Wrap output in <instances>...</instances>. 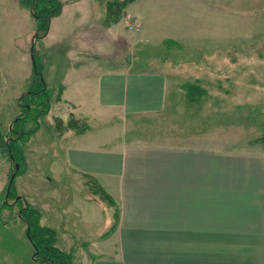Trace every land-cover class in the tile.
Segmentation results:
<instances>
[{
	"label": "rangeland",
	"instance_id": "374dc122",
	"mask_svg": "<svg viewBox=\"0 0 264 264\" xmlns=\"http://www.w3.org/2000/svg\"><path fill=\"white\" fill-rule=\"evenodd\" d=\"M57 1L62 4L60 15L52 19L45 37L36 38L37 24L26 0H0V264H39L18 216L21 208L38 214L39 227L55 231V245L68 255L69 264L85 263V251L92 252L111 219L108 197L89 181L88 186L79 183L58 164L64 156L59 138L77 123L64 120L70 111L60 86L65 46L57 43L68 41L63 22L74 17L82 21L67 35L84 37L81 26L87 24L92 5L103 18L101 49L106 54L116 51L109 38L122 37L128 44V34L141 33V20L136 19L138 30L131 32L124 16H135L144 3L160 4V20L169 23L161 27L163 43L141 40L146 47L158 46L147 48L144 59L163 66L171 81L164 108L135 119L131 135L264 152V0H140L138 8L133 0L120 8L113 25L106 20L109 0ZM32 50L47 88L44 98L38 97L40 85L32 78ZM119 50L121 56L125 51ZM132 58L128 52L123 62ZM102 60L104 67L113 68L109 58ZM10 127L26 134L14 144L20 167L6 197L15 169L1 139L14 137ZM85 200L93 204L86 212Z\"/></svg>",
	"mask_w": 264,
	"mask_h": 264
},
{
	"label": "crops",
	"instance_id": "0c3cea01",
	"mask_svg": "<svg viewBox=\"0 0 264 264\" xmlns=\"http://www.w3.org/2000/svg\"><path fill=\"white\" fill-rule=\"evenodd\" d=\"M97 9L86 14L84 37L67 35L82 21L74 17L63 22L68 41L57 43L65 46L60 86L70 108L63 119L77 123L59 138V168L97 186L112 210L84 264H264V152L131 135L135 119L164 108L171 81L163 66L144 59L158 46L141 40L163 43L169 23L160 20V4L144 3L134 16L141 33L128 34V44L109 38L116 51L106 54ZM128 52L133 58L123 62ZM85 203L86 212L93 204Z\"/></svg>",
	"mask_w": 264,
	"mask_h": 264
},
{
	"label": "trees",
	"instance_id": "16d2710c",
	"mask_svg": "<svg viewBox=\"0 0 264 264\" xmlns=\"http://www.w3.org/2000/svg\"><path fill=\"white\" fill-rule=\"evenodd\" d=\"M133 0H109L108 4L110 8L108 9L107 15V22L113 21L116 22L117 19L120 17V9L125 4H129ZM26 3L31 10V14L36 21L37 24V33L36 38L45 37L48 34L50 28V22L52 18L58 16L62 9V4L57 0H26ZM34 50V49H33ZM32 50L31 58L33 63V75L32 78L37 80L40 85V89L38 92V97H45L46 94V85L44 84L42 72L40 65L38 64V59L35 56ZM37 93V94H38ZM35 94V93H34ZM35 94V95H37ZM46 94V95H45ZM27 95H30L27 94ZM25 95V96H27ZM19 122L18 119L14 120L13 125ZM9 133H11L14 137L10 138V140H5L3 137L2 143L7 152V155L11 162L14 164H18V170L13 172L8 180V183L14 174L13 181L11 183L8 196L11 194L12 185L14 182L15 177L18 174L20 162L17 157L19 153V149L15 147V142H18L26 133L20 132L19 130H15L14 127H10ZM9 139V138H8ZM7 183V185H8ZM19 201V200H18ZM7 206V203H4ZM12 206V205H11ZM21 221L25 225V232L27 235L28 240L32 244L34 248L33 258L39 264H69L66 260L69 258L68 255L62 253V251L57 248L55 245V231L54 230H46L45 228H41L38 226V214L30 209L29 207L21 208L18 215ZM48 234L49 237L47 240L44 239L43 235ZM70 259V258H69ZM68 259V260H69ZM71 262V260H70Z\"/></svg>",
	"mask_w": 264,
	"mask_h": 264
},
{
	"label": "built area",
	"instance_id": "2783aa9c",
	"mask_svg": "<svg viewBox=\"0 0 264 264\" xmlns=\"http://www.w3.org/2000/svg\"><path fill=\"white\" fill-rule=\"evenodd\" d=\"M124 21L127 24V29L129 31L132 32L138 30L136 19L132 14L126 13L124 16Z\"/></svg>",
	"mask_w": 264,
	"mask_h": 264
},
{
	"label": "water",
	"instance_id": "95a60500",
	"mask_svg": "<svg viewBox=\"0 0 264 264\" xmlns=\"http://www.w3.org/2000/svg\"><path fill=\"white\" fill-rule=\"evenodd\" d=\"M17 170H18V164H15V171H17ZM13 178H14V174L12 175V177H11L9 183H8L7 190H6V197H8V193H9L8 191L10 189V186H11V183L13 181Z\"/></svg>",
	"mask_w": 264,
	"mask_h": 264
},
{
	"label": "bare ground",
	"instance_id": "6f19581e",
	"mask_svg": "<svg viewBox=\"0 0 264 264\" xmlns=\"http://www.w3.org/2000/svg\"><path fill=\"white\" fill-rule=\"evenodd\" d=\"M5 187V186H4Z\"/></svg>",
	"mask_w": 264,
	"mask_h": 264
}]
</instances>
